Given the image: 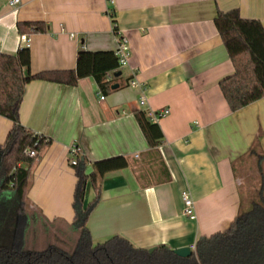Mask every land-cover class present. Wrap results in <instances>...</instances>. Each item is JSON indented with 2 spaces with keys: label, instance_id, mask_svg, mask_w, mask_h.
<instances>
[{
  "label": "crops",
  "instance_id": "obj_1",
  "mask_svg": "<svg viewBox=\"0 0 264 264\" xmlns=\"http://www.w3.org/2000/svg\"><path fill=\"white\" fill-rule=\"evenodd\" d=\"M12 1L0 0V54H16L31 38L32 73L75 69L79 51H116L122 37L131 50L129 64L114 74L119 88L108 93L93 77L76 85L27 83L21 124L50 140L30 166L27 248L71 245L77 237L73 146L87 175L96 161H128L97 186L87 180L84 205L99 196L88 221L95 243L120 235L137 248L193 249L264 192V98L231 110L219 83L235 69L214 23L219 10L238 9L264 25V0ZM20 22H44L47 29L23 33ZM131 79L145 90L131 87ZM138 110L166 111L154 119L164 135L159 145L148 144ZM12 126L0 115V145ZM184 190L197 219L183 212Z\"/></svg>",
  "mask_w": 264,
  "mask_h": 264
},
{
  "label": "trees",
  "instance_id": "obj_2",
  "mask_svg": "<svg viewBox=\"0 0 264 264\" xmlns=\"http://www.w3.org/2000/svg\"><path fill=\"white\" fill-rule=\"evenodd\" d=\"M214 23L235 69L219 85L231 110L238 111L264 98V25L260 20L242 17L238 9L219 10ZM24 27L30 32L47 29L44 22H20L23 33ZM31 58L30 47L26 46L16 54H0V115L13 123L5 143L0 145V264H264V192L249 208L241 209L226 230L201 237L189 257H181L165 245L152 252L137 248L120 235L95 243L88 221L99 196L85 206V186L88 178L97 186L107 172L127 167L124 156L94 162L90 175L85 173V161L79 158L73 201L74 243L26 248L30 166L39 157H31L26 150L40 153L50 143L21 124L20 107L27 83L38 79L76 85L82 78L93 77L100 90L108 93L116 79L114 74L121 71L112 50H81L72 70L32 73ZM135 117L148 144L159 145L164 138L159 123L143 110L136 111Z\"/></svg>",
  "mask_w": 264,
  "mask_h": 264
},
{
  "label": "built area",
  "instance_id": "obj_3",
  "mask_svg": "<svg viewBox=\"0 0 264 264\" xmlns=\"http://www.w3.org/2000/svg\"><path fill=\"white\" fill-rule=\"evenodd\" d=\"M111 1H113V0H111ZM20 2H21V0H13L11 4L14 6V5L19 4ZM30 41H31V38L25 37L23 39L22 46L30 47ZM115 53L118 57L120 67H125L129 64V59L131 56V50H130V47L128 44V40L125 37L121 38V40L119 42V46L116 49ZM130 86L133 88H138L142 92L145 90V85H143L137 79H131L130 80ZM101 98L104 99V96H102ZM140 103L141 104L145 103V97L144 96L140 97ZM165 114H166V111H161L159 113L151 112L150 116L153 119H157V118L164 116ZM71 152L74 155V157L71 159V164L77 165L78 159L75 156L80 152V148L77 146H73L71 149ZM26 153H28L31 157H38L39 156V152L37 150H34V149H28V150H26ZM181 197H182V201H183V207H184L183 212H184V214L193 220L197 219L195 201L193 200L190 192L187 190H184L182 192ZM193 249H195V246L193 247Z\"/></svg>",
  "mask_w": 264,
  "mask_h": 264
},
{
  "label": "water",
  "instance_id": "obj_4",
  "mask_svg": "<svg viewBox=\"0 0 264 264\" xmlns=\"http://www.w3.org/2000/svg\"><path fill=\"white\" fill-rule=\"evenodd\" d=\"M120 75H121V71L115 73V76H116V77H118V76H120ZM116 88H119V84H118V83H116V84H114V85L112 86V89H116ZM154 249H155V248L152 247V248L149 249V251L152 252ZM174 252H175L177 255L181 256V257H189V256L192 255V253H193V249H191V247H188V246H187V247H181V248L174 249Z\"/></svg>",
  "mask_w": 264,
  "mask_h": 264
},
{
  "label": "rangeland",
  "instance_id": "obj_5",
  "mask_svg": "<svg viewBox=\"0 0 264 264\" xmlns=\"http://www.w3.org/2000/svg\"><path fill=\"white\" fill-rule=\"evenodd\" d=\"M125 75H126V71L124 70L123 71V75L121 76V78L123 79L124 77H125ZM40 231V230H39ZM27 232V231H26ZM42 235V234H41ZM43 240H45L44 238H43ZM26 242H27V236L25 237V247L27 248V246H26ZM98 243V242H97ZM40 244V243H39Z\"/></svg>",
  "mask_w": 264,
  "mask_h": 264
}]
</instances>
